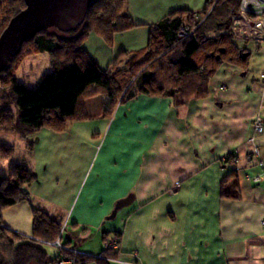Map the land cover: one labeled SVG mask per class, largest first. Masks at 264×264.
<instances>
[{"label": "crops", "instance_id": "crops-1", "mask_svg": "<svg viewBox=\"0 0 264 264\" xmlns=\"http://www.w3.org/2000/svg\"><path fill=\"white\" fill-rule=\"evenodd\" d=\"M124 1V16L147 29L181 10L139 16ZM248 74L222 66L209 96L182 108L140 96L107 119L100 97L86 100L85 121L30 136L31 157L13 165L0 158V182L16 164L36 175L27 200L1 212L3 227L26 237L37 220L52 222L86 264H264V179L250 180L264 171V128H253L264 126V72ZM227 177L235 199L220 197ZM108 237L119 241L113 261H95Z\"/></svg>", "mask_w": 264, "mask_h": 264}, {"label": "trees", "instance_id": "trees-1", "mask_svg": "<svg viewBox=\"0 0 264 264\" xmlns=\"http://www.w3.org/2000/svg\"><path fill=\"white\" fill-rule=\"evenodd\" d=\"M239 2L205 0L198 14L175 10L148 27L147 43L142 50L131 54L122 51L106 69H100L82 47L88 35L94 32L110 43L114 35L142 25H134L122 16L124 0H91L84 22L74 32L48 29L38 33L23 44L19 54L0 73V133L21 139L42 129L63 133L68 125L87 119L84 103L95 97L101 98L107 119L119 105L140 96L168 99L175 108L207 98L210 83L222 66L247 70L248 41L237 40L230 32L231 17ZM24 7V0H0V13H4L0 34ZM218 8L222 13L216 15L213 28L206 30L205 23ZM197 15H203V20L198 16L200 24L194 23ZM183 27L190 28L193 35L176 41ZM38 54L48 55L50 72L41 77L34 90H29L18 81L16 72L24 57ZM27 150L30 152L32 145ZM13 155V146L0 144L2 160ZM230 157L233 155L227 159ZM227 180L228 177L220 181V197L235 199L237 184H232L230 192ZM35 181L36 175L26 164L12 166L0 182V214L26 201V188ZM58 234L57 225L37 220L31 237L53 243ZM43 246L27 241L0 222V264H55L57 256L49 257ZM79 260L86 264L84 257Z\"/></svg>", "mask_w": 264, "mask_h": 264}, {"label": "rangeland", "instance_id": "rangeland-1", "mask_svg": "<svg viewBox=\"0 0 264 264\" xmlns=\"http://www.w3.org/2000/svg\"><path fill=\"white\" fill-rule=\"evenodd\" d=\"M142 1L143 0H126V4L128 6L129 4L138 5L134 8L135 13L139 16H142L139 14L142 9H149L151 7L156 9L163 7L164 9L168 10L170 5L172 6L175 4L178 5L181 10H185L184 8H187L186 10L194 13L197 12L196 14H198V12L203 9L205 3V0H144L147 1V5H144L145 7L142 8ZM218 13H222L220 8L216 9L213 15L205 23L204 27H206V30H211L213 28L217 21L216 15ZM122 16H124V7L122 10ZM3 17L4 13L1 12L0 22ZM199 19L203 20V15H200ZM147 35V27H139L134 33L125 32L114 35L112 41L109 43L103 37L92 32L83 42L82 47L86 50L87 54L95 61L100 69H106L120 52L125 51L126 53L131 54L142 50L146 46ZM208 36H211V34ZM246 48L250 53L246 70L247 74H249L246 78L249 80L252 76L259 78L260 73L264 72V42L260 43L259 45L254 44V42H248ZM49 72L50 65L47 54L30 55L24 57L22 64L16 72V78L19 82H23L27 89L34 90L37 84L40 82L41 77ZM262 115H264V110H262ZM29 143L30 137L21 139L14 134L0 133V144H7L14 147V158L10 160V164L12 165L15 164L18 159L31 157V153L29 150H27ZM1 163H9V161L5 162L0 160V170L3 165ZM43 250L51 258L57 256L56 249L51 245H44Z\"/></svg>", "mask_w": 264, "mask_h": 264}, {"label": "water", "instance_id": "water-1", "mask_svg": "<svg viewBox=\"0 0 264 264\" xmlns=\"http://www.w3.org/2000/svg\"><path fill=\"white\" fill-rule=\"evenodd\" d=\"M24 3V9L0 34V73L19 54L23 44L38 33L48 29L74 32L84 22L91 0H24Z\"/></svg>", "mask_w": 264, "mask_h": 264}, {"label": "built area", "instance_id": "built-area-1", "mask_svg": "<svg viewBox=\"0 0 264 264\" xmlns=\"http://www.w3.org/2000/svg\"><path fill=\"white\" fill-rule=\"evenodd\" d=\"M198 16H195V24H200ZM230 32L237 40L248 41L254 43L264 42V0H240L237 12L231 17ZM193 35V31L188 27L181 28L176 37V41H181ZM264 106V101H263ZM254 132L258 135L263 133V122L260 118L253 122ZM253 139L249 140L252 143ZM253 157L259 158V149L253 148L247 155L246 161L249 163ZM262 165V163H259ZM264 179V171L261 175L252 177V183H259ZM261 227L264 230V221L261 222ZM64 228L60 230V234ZM60 234L53 243H46L42 240L33 238L31 236L24 237L27 241L39 245H51L56 249L57 260L55 264H81L80 258L84 255L65 244L61 243ZM118 239L115 237H108L103 244V252L100 255L93 257L95 260L112 262L113 259L108 256V253L115 252L118 247Z\"/></svg>", "mask_w": 264, "mask_h": 264}]
</instances>
